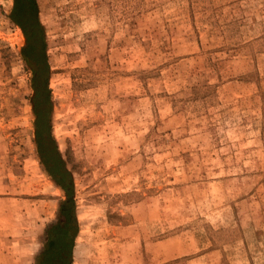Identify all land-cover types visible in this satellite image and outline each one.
Returning a JSON list of instances; mask_svg holds the SVG:
<instances>
[{
    "label": "rangeland",
    "instance_id": "rangeland-1",
    "mask_svg": "<svg viewBox=\"0 0 264 264\" xmlns=\"http://www.w3.org/2000/svg\"><path fill=\"white\" fill-rule=\"evenodd\" d=\"M37 2L79 226L70 264H264V0ZM13 3L0 0V264H38L67 195L40 158Z\"/></svg>",
    "mask_w": 264,
    "mask_h": 264
},
{
    "label": "trees",
    "instance_id": "trees-1",
    "mask_svg": "<svg viewBox=\"0 0 264 264\" xmlns=\"http://www.w3.org/2000/svg\"><path fill=\"white\" fill-rule=\"evenodd\" d=\"M11 17L23 28L26 35L27 41L23 47V54L34 71L36 140L39 144L40 158L52 180L67 195L60 204L59 218L48 225L43 258L38 264H70L69 258L72 255L79 226L72 197V174L65 165L56 139L52 135L48 114L45 112L46 107L51 104V96L43 80L44 68L40 66L45 60V47L44 28L39 18L37 0H14Z\"/></svg>",
    "mask_w": 264,
    "mask_h": 264
}]
</instances>
